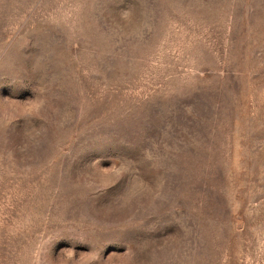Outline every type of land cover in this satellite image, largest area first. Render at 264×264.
Instances as JSON below:
<instances>
[{"label":"rangeland","instance_id":"1","mask_svg":"<svg viewBox=\"0 0 264 264\" xmlns=\"http://www.w3.org/2000/svg\"><path fill=\"white\" fill-rule=\"evenodd\" d=\"M0 264H264V0H0Z\"/></svg>","mask_w":264,"mask_h":264}]
</instances>
